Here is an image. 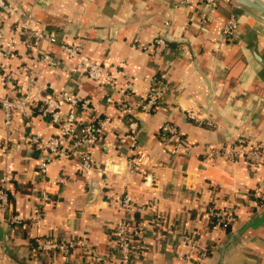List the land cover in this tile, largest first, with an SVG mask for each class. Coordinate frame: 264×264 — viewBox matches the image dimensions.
<instances>
[{"label": "crops", "instance_id": "crops-1", "mask_svg": "<svg viewBox=\"0 0 264 264\" xmlns=\"http://www.w3.org/2000/svg\"><path fill=\"white\" fill-rule=\"evenodd\" d=\"M6 4L0 13V98L27 97L30 105L14 112L7 125L0 104V174L9 177L11 200L6 210L0 208V264H88L80 248L56 259L42 254L37 241L46 236H87L98 256L115 258L114 231L125 217L145 231L136 264H264V163L251 168L244 155L232 161L222 153L238 138L264 150V25L232 0ZM231 18L238 27L228 38L224 28ZM24 26L52 34L56 42L34 44L21 33ZM157 39L165 45L155 44ZM63 45L78 47L79 56L70 57ZM83 59L104 67L118 84L89 79L78 66ZM155 81L161 105L144 113L141 103ZM51 97L63 114L71 109L69 98L90 100L82 124L110 119L92 149L88 174L72 154L53 161L46 176L38 173L48 152L33 139L43 145L59 135L58 125L40 111ZM130 120L139 124L137 145L145 152L146 164L139 168L132 163ZM165 125L176 129L182 152L171 154L160 140ZM60 177L64 184H57ZM44 190L53 198L45 206ZM126 195L132 198L130 212L121 207ZM210 208L235 209L237 222L229 232L212 225ZM14 216L21 222H11ZM189 235L205 258L185 241Z\"/></svg>", "mask_w": 264, "mask_h": 264}, {"label": "built area", "instance_id": "built-area-1", "mask_svg": "<svg viewBox=\"0 0 264 264\" xmlns=\"http://www.w3.org/2000/svg\"><path fill=\"white\" fill-rule=\"evenodd\" d=\"M208 3L215 4L219 0H207ZM7 9L6 0H0V13ZM237 23L234 18H231L225 25L224 32L226 37H232L237 30ZM24 36L30 37L34 40V44H38L40 40L48 39L52 43L56 42L54 35L46 34L42 31L31 29L29 26H24L22 32ZM3 39V30L0 27V41ZM157 45H165L163 39L155 40ZM62 48L70 57L79 56L78 47H70L63 45ZM44 60H50L48 55L44 56ZM80 69L85 71L86 76L97 82L100 86H116L113 75L106 71L101 65L91 62L88 59L78 65ZM118 74L120 71L115 70ZM11 74H7V79L11 78ZM162 90L157 82H153L148 96L141 103V111L150 113L161 105ZM107 103H112V96L106 97ZM0 104L6 116V124L11 122V116L14 112H25L29 107V101L25 98H0ZM69 105L71 109L68 113L63 114L61 103L56 98H47L41 106L40 111L43 116H49L55 124L58 125L59 135L49 140L46 144H41L37 138L33 141L37 146H41L48 152V156L41 160L38 165V173L46 176L49 165L60 158L70 157L71 154L78 158L80 170L84 174H88L93 169L92 149L100 144L101 139L105 136L106 127L110 123L109 118L93 120L87 124H82L80 117L88 112L91 107L90 100H81L78 98H69ZM127 102H122L121 107L127 109ZM189 117L196 118L192 113L188 112ZM139 124L135 120H130L128 123L129 137L133 141V160L132 163L135 168H139L146 164L145 152L137 145V132ZM160 140L171 148V154H178L183 151L182 140L179 137L176 129L172 126H163L161 132L158 134ZM217 154L221 153L216 151ZM223 154H226L228 159L236 161L238 157L245 156L248 166L251 168H258L264 163V150L261 146L250 143L245 138H238L226 149L223 148ZM64 177L57 180V184H64ZM9 177L7 174H0V208L6 210L11 203L9 195ZM254 197L260 199L262 197L259 190L255 191ZM44 206L53 201L51 193L44 190L41 194ZM132 198L126 195L121 207L125 212L131 211ZM45 213L44 207L36 214V220L41 219ZM209 218L217 219L218 224L222 228L233 226L237 222V215L235 209H215L210 208L208 211ZM11 222L17 224L21 222L19 216H14ZM144 228L141 222H133L128 218L122 219L117 229L114 231V242L116 244L115 258L100 257L94 252L88 243L87 236L81 239H74L70 241H61L53 236L40 237L37 241V250L42 254H49L53 258L68 257L72 251L80 248L83 251L88 264H136L140 255V247L137 245L139 239L144 235ZM185 241L191 246L192 250L198 254L199 259L207 256L206 251L200 252L195 236H185ZM191 258V256H189ZM188 257V258H189ZM189 258V259H190Z\"/></svg>", "mask_w": 264, "mask_h": 264}, {"label": "water", "instance_id": "water-1", "mask_svg": "<svg viewBox=\"0 0 264 264\" xmlns=\"http://www.w3.org/2000/svg\"><path fill=\"white\" fill-rule=\"evenodd\" d=\"M236 6L254 20L264 25L263 0H232Z\"/></svg>", "mask_w": 264, "mask_h": 264}, {"label": "trees", "instance_id": "trees-1", "mask_svg": "<svg viewBox=\"0 0 264 264\" xmlns=\"http://www.w3.org/2000/svg\"><path fill=\"white\" fill-rule=\"evenodd\" d=\"M218 224V221H217V219H212V225H217ZM231 226H229V227H226V228H224V229H226V231L227 232H229L231 229Z\"/></svg>", "mask_w": 264, "mask_h": 264}]
</instances>
